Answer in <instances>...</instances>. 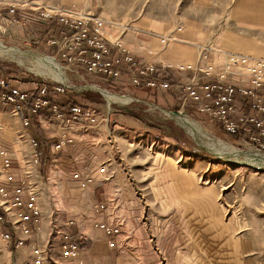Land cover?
Returning a JSON list of instances; mask_svg holds the SVG:
<instances>
[{"label": "rangeland", "instance_id": "1", "mask_svg": "<svg viewBox=\"0 0 264 264\" xmlns=\"http://www.w3.org/2000/svg\"><path fill=\"white\" fill-rule=\"evenodd\" d=\"M150 1L154 2L141 0L139 11L147 13L145 11ZM240 1L243 0H213L211 4L204 6V21L207 23L204 29L208 36L212 35L209 40L224 50L218 43V35L222 31L232 30L254 45L264 47V12L259 11L264 0H244L242 12L236 13L235 9ZM93 2L0 0V7L17 4L26 12L50 11L59 7L98 15L89 6ZM156 3L162 9L171 6L164 1ZM176 24L185 27L181 21ZM59 27L54 20L40 18L39 21L25 19L20 23H12L10 20L7 23L0 22V42L9 47L18 46L34 56H55L58 45H49L47 40L49 37L56 38L55 33ZM32 38L38 42L33 43ZM40 45L52 47L56 52L50 54ZM57 56L56 65L64 67L60 69L64 71L69 89L78 93L86 90L99 92L94 87L97 85L105 89L102 91H109L117 96L125 95L131 101L111 102L105 95L102 103L85 105L87 110L90 108L99 113L94 120L86 116L79 120H69L68 105L65 107L68 109L65 120L57 118L48 110H44L36 118L37 121L34 116L45 153L44 160L39 163H35L38 149L31 144L30 136L22 124L17 125V139L30 151L31 164L35 166L34 174L29 178L36 184L39 192L43 222L39 234L29 238L23 249L13 248L11 241L0 234V262L33 264L31 252L34 244L45 245L51 236L56 234L59 237L65 231L80 233V218H87L90 208L94 209L98 202L103 201L108 207L132 211L126 218L136 219L145 233L123 255L132 257L133 261L140 264H151L156 255V261L161 259L160 264H165L163 254L157 246L154 248L151 226L156 225L155 230L159 229L164 220L176 213L160 211L157 200L164 195L168 202L173 199L178 201L180 197L182 199V194H177L176 188L181 183V186L188 189L182 199L187 208L185 210L184 207L186 218L190 219L195 211L203 224L195 228L193 233L189 228L190 233L185 243L189 258L184 259V264H232L234 259L237 261L239 258L246 264H264V164L248 155L261 148L227 133L208 116L186 109L180 114L194 122L195 126L191 129L175 113H170L178 110L177 107L169 109L157 97L156 92L149 91L148 96H144L143 90L130 85L121 89L118 85H110L104 81H91L82 70L79 73L69 70L67 62L60 55ZM0 73L18 78L31 90L49 82L48 77L63 81L39 72L33 63L20 64L14 58L7 59L4 56H0ZM63 97L50 92V98L62 106L66 102ZM154 105L160 108H155ZM7 106L0 103V119L7 115L12 117ZM1 126L0 122V128ZM210 140L219 143L220 148L211 146ZM57 144L61 146L57 147ZM261 150L264 154V149ZM101 167L106 168V173L100 172ZM86 168L90 169L96 179L82 186L84 177L78 178L76 174H83ZM182 172L194 174L197 180L194 177L184 178L181 176ZM173 187L176 188L175 195L169 189ZM158 188L166 190L161 189V193ZM218 206L221 207L223 219L230 220L234 225L233 230H220L222 226L219 221L222 217L214 211ZM208 214L211 215L206 217ZM213 214H218L219 217L214 224ZM71 221L72 225L67 226ZM231 239L235 242L236 258L229 245ZM200 250L203 258L199 257ZM173 261L174 259L169 258L167 264H173Z\"/></svg>", "mask_w": 264, "mask_h": 264}, {"label": "built area", "instance_id": "2", "mask_svg": "<svg viewBox=\"0 0 264 264\" xmlns=\"http://www.w3.org/2000/svg\"><path fill=\"white\" fill-rule=\"evenodd\" d=\"M39 18L54 20L60 26V36L49 37L47 43L58 45L57 55L67 62L69 70L77 73L82 70L95 82L130 85L152 91L171 90L176 96L177 112L183 114L186 109L197 111L208 116L227 133L264 149V57L229 52L209 40L198 45L195 62L180 66L187 76L179 80L173 78L172 65H158L139 58L123 40L125 28L121 24L95 14L78 13L71 8L54 7L50 11L26 12L17 4L0 7L1 23L9 20L20 23L25 19L39 21ZM107 27H117V35L108 36ZM181 30L183 27L179 26L178 31ZM173 41H178V38L172 35L161 37L165 46ZM32 42L37 41L33 39ZM74 66L77 68L74 69ZM47 79L49 82L31 90L18 78L0 73V103L10 106L12 112L20 117L31 144L38 149L35 163L42 162L45 153L34 116L38 118L44 110H48L61 120L67 117L64 107L50 98V92L61 95L70 86L51 77ZM154 107L160 108L157 105ZM98 114L76 103L69 106V120L72 121L84 116L94 120ZM59 146L61 144H57ZM0 160V176L5 178L0 179V234L19 250L24 248L29 238L40 232L43 211L39 192L29 173L19 176L1 135ZM100 172L106 173V168L101 167ZM76 177H84L82 186L96 179L89 168L83 174L77 173ZM106 208L107 204L101 201L95 205L94 211L101 213ZM72 223L69 222L67 226ZM96 227L108 236L118 235L122 231L120 225L104 221L96 223ZM109 245L117 247L113 239L109 240ZM82 249L83 236L79 232L65 231L59 237L56 234L51 236L45 245L34 244L31 260L33 264H47L49 260L71 258L78 264H85L81 257Z\"/></svg>", "mask_w": 264, "mask_h": 264}, {"label": "crops", "instance_id": "3", "mask_svg": "<svg viewBox=\"0 0 264 264\" xmlns=\"http://www.w3.org/2000/svg\"><path fill=\"white\" fill-rule=\"evenodd\" d=\"M93 1V4L91 3L89 5L93 10V13H97L108 21L124 26L125 30L122 33V38L139 58L155 62L158 65L163 63L172 65L171 72L174 79L177 78L179 80H184L186 78L187 73L180 70V66L186 63L195 62L199 53L198 45L212 39V35L208 36L209 34L206 33L207 31L204 29L207 24L204 21V15L206 13L204 11V6L211 4L213 0H153L154 2H149L145 11L147 13L145 14L139 11V3L141 0ZM160 1L167 2L171 6L162 9L159 3H156ZM243 2L244 0L238 2L235 9L236 13L242 12L241 9H243L244 6ZM75 11L84 13L82 10ZM259 11L264 12V5L259 6ZM179 21L183 22L185 25V27L182 26L183 30L181 31H178V26L181 24H176ZM117 29V27L111 29L107 27L106 34L110 37H114L118 33ZM164 35L176 36L178 41H173L165 46L161 42V37ZM33 36L36 37L35 34H33ZM55 36L56 38L60 36V28L56 30ZM33 39L35 40V38H32V40ZM213 40L215 41V39ZM218 43L224 48V50L229 52L254 56L264 55V47L254 45V43L248 41L246 38L232 30H226L219 33ZM42 44L45 43L42 42ZM40 46L44 51L50 54L56 52V49L52 47L45 45ZM149 91H145L143 95L148 96ZM154 92L158 94L157 97H160V100L164 101L169 109L173 110L177 107V100L173 91L154 90ZM7 109L12 112L10 106H7ZM12 114V117L7 115V117L2 116L0 119V122L2 123V128H0L1 136L4 138L5 144L9 148L10 156L13 158L15 166L18 168L19 176L22 177L26 175V173L32 175L34 174L35 166L31 164V153L21 141L17 139L18 131L16 128L17 125L21 123V120L20 117L13 112ZM36 118L37 117H35V121H37ZM181 176L189 179L192 177L196 178L194 174L185 172H182ZM0 179L4 180L5 178L1 175ZM179 185V187H176L178 190L177 194H182L183 199L184 194L187 193L188 189L185 186H181V183H179ZM176 188H169L173 195L176 194ZM161 189L164 191L166 190V188H158L160 192L162 191ZM201 189L203 190L204 188L201 187ZM164 194H166V192ZM182 199L180 197L178 201H174L173 199V201L168 202V199L164 195L163 198L161 197L157 200L160 211H164V213L169 211L176 212L172 217L164 220V223L160 225L159 229L155 230L156 225L151 226L154 233L152 239L154 241V248L157 246L159 252L163 254L165 260L163 263L165 264H167L169 258L174 259L173 264H184V259L189 258V252L185 246L190 233L189 228H191L193 233L195 228L203 226L202 220L197 216L195 211L191 214L190 219L186 218L187 214L184 211L185 206ZM185 210H187L186 207ZM214 211L222 217L219 224L223 228L220 230L223 232L233 230L234 225L230 223V220L226 221L223 219L221 207L218 206ZM131 212L132 211L129 209L107 206V208L101 213H95L94 209L90 208V212L87 213L88 217L80 218V234L83 236L81 257L85 264H140L138 261H133L132 257H126L123 255L126 254L128 249L131 250L133 248V245L138 238L140 239V237H144L145 234L143 229L138 225L136 219L126 218ZM209 215L211 214L206 215V217H209ZM103 221L112 225H120L122 230L121 233L108 236L103 230L93 226H96V223ZM198 221L201 222L199 223ZM209 224H211L210 221ZM195 233H197V231H195ZM111 239L116 242L117 247H111L109 245V240ZM229 245L232 248V252L236 254V258L237 252L235 249V242L233 243L232 239ZM200 253L201 250L199 251V254ZM199 257L203 258L204 256L201 253ZM192 258L197 259L196 256H192ZM156 260V255H154L150 263H161V259L160 261ZM49 262H51L50 264H78L76 260L71 258H58L57 261L50 260ZM0 264L2 263L0 262ZM232 264L246 263L243 259L239 258L237 261L234 259Z\"/></svg>", "mask_w": 264, "mask_h": 264}, {"label": "bare ground", "instance_id": "4", "mask_svg": "<svg viewBox=\"0 0 264 264\" xmlns=\"http://www.w3.org/2000/svg\"><path fill=\"white\" fill-rule=\"evenodd\" d=\"M78 13H80V12H78ZM17 47L18 46H15V47L5 46L3 43L0 42V56L7 57V59L14 58L20 64L23 63V62H25V63H33L34 66L37 68V70L39 72H42L43 74H46V75H52L54 78L63 80V81H65L64 83H66V80L67 79L65 78L64 71L62 69H60V67L63 68V69H64V67L62 65H60V67H58L59 66L58 64H57L58 66L56 65V63H57L56 59L57 58L55 56H49V55H47V54H45L43 52H40V53L45 54L49 58L48 57H40V56H36V55L34 56L30 51L25 52L22 49H20L19 47L18 48ZM56 81H58V80H56ZM63 81H60V82H63ZM94 87H96V88H98L100 90H105V89H102V88L97 87V85H95ZM103 92L111 100V102L112 101H115V102H118V103H123V102H129V101H131V98L126 97L125 95H123V96H117V95L111 94L109 91H103ZM132 101H133V98H132ZM170 113H174V112H170ZM180 113L181 112H178V113H175L174 115L176 117H178L183 123H185L188 127H190L192 129L193 128V125H194L193 124L194 122H192L190 120V118H188L187 116L185 117L184 115H182ZM209 144L211 146H213L214 148H220L218 146L219 143L217 144V142H214V141H211L210 140ZM222 147H221V149H222ZM223 148H225V147H223ZM248 155H250L249 157H251V158L257 160L258 162L264 164V154H262V152H260V151H258V152H249ZM213 216L215 218V219H213V224H214L215 223V220H217V221L219 220V217H218V214H216V215L213 214Z\"/></svg>", "mask_w": 264, "mask_h": 264}, {"label": "trees", "instance_id": "5", "mask_svg": "<svg viewBox=\"0 0 264 264\" xmlns=\"http://www.w3.org/2000/svg\"><path fill=\"white\" fill-rule=\"evenodd\" d=\"M110 85H117L114 83H109ZM120 86L119 88H125V85H118ZM141 89L144 92L149 91V88H137ZM61 96H64L63 98L65 99V104H63L64 109L66 110L67 105L70 106L71 104H79L82 106L89 105V106H95L99 103H102L104 101V97L100 92H94L90 90H86L85 92L78 93L75 92L74 90L67 89L64 94H61ZM66 107V108H65ZM66 115L68 116V109L66 110ZM44 160V159H43Z\"/></svg>", "mask_w": 264, "mask_h": 264}, {"label": "water", "instance_id": "6", "mask_svg": "<svg viewBox=\"0 0 264 264\" xmlns=\"http://www.w3.org/2000/svg\"><path fill=\"white\" fill-rule=\"evenodd\" d=\"M97 90L106 98V96H105V94H104V92L102 90H99V89H97ZM174 113H178V112L175 111Z\"/></svg>", "mask_w": 264, "mask_h": 264}]
</instances>
